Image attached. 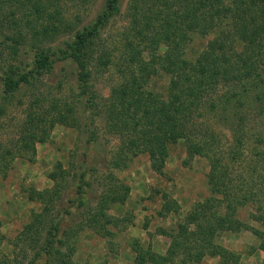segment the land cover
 <instances>
[{"label": "trees", "instance_id": "obj_1", "mask_svg": "<svg viewBox=\"0 0 264 264\" xmlns=\"http://www.w3.org/2000/svg\"><path fill=\"white\" fill-rule=\"evenodd\" d=\"M91 1L82 0L84 4ZM62 2L0 0V28L23 25L31 31L30 44L26 47L34 54L32 64H25V68L22 62L8 67L1 82L3 96L26 95L57 64L69 61L79 71L76 85L84 110L90 115L102 116L106 131L120 139L111 162L113 168H126L134 157L148 154L152 170L164 176L168 149L180 140L186 142L190 159L203 156L210 160L211 196L185 216L175 233L161 230V235L171 238L165 255L134 240V264H200L206 257H219L223 264H239L240 254L217 243L223 232H251L259 240L258 249L264 252V230L237 217L239 209L250 203L257 204L259 214L264 211V140L259 142L262 149L254 150L246 172L238 174L229 166L239 161L240 150L245 146L238 128L246 124L245 110L255 105V116L264 115V0H132L128 11L129 36L123 38L118 55L103 49L99 40L113 17L120 13L121 0H104L96 19L63 46L37 45L59 33ZM193 34H215L216 37L192 62L185 58V51ZM14 43L20 44V40ZM161 45L166 47L161 68L171 76L165 99L146 88L153 61L148 62L144 55ZM12 49L17 52V48ZM112 67L121 83L100 106L90 78L94 69L105 73ZM75 109L59 101H53L49 109L31 105L21 140L10 149L0 150V179L7 175L22 148L32 149L36 155V144L48 142L56 125L76 127ZM212 119L227 124L235 137L229 164L216 154L219 142L209 125ZM86 125L87 143H95L97 132ZM87 175L88 170L80 174L76 196L68 204L84 212L79 229L87 227L106 238L112 235L110 227H116L121 221L108 211L113 205L127 201L130 188L110 175L111 184L99 202V209L93 210L87 197L93 183L86 179ZM48 177L58 186L68 178V172L58 164ZM60 194L56 187L51 191L30 189L28 192L30 200L43 203L45 208L43 213L34 214L26 234L36 231V224H45L41 229L46 232L42 239L33 241L36 252L29 264H77L73 259L76 249L70 243L71 236L67 241L60 237L61 221L51 216L48 207L49 199ZM70 208H64L66 214ZM178 210L173 200L163 205V215ZM252 218L264 220L263 216L252 215ZM0 264H17V259L5 258Z\"/></svg>", "mask_w": 264, "mask_h": 264}, {"label": "rangeland", "instance_id": "obj_2", "mask_svg": "<svg viewBox=\"0 0 264 264\" xmlns=\"http://www.w3.org/2000/svg\"><path fill=\"white\" fill-rule=\"evenodd\" d=\"M131 1L121 0L120 13L113 17L99 40L100 45L104 46L103 49L116 55L122 48L123 38L129 36L131 25L128 11ZM103 4L104 0H92L89 4H84L82 0H63L61 3L63 21L59 33L52 40H45L37 45L43 48L59 47L72 41L78 31L96 19ZM11 27L6 30L0 28L2 37L0 38V150L10 149L21 140L24 122L27 120L31 105H40L41 108L49 109L53 101H59L62 105L69 104L76 108L75 118L78 125L76 127L56 125L51 131L48 142L36 144V155L32 149L22 148V151L15 155L7 175L0 179V263L5 258L9 260L16 258L17 264H29L34 260L36 249L33 250V241L45 236L46 232L41 229L45 224H36V231H43L41 235H36L35 229L31 234L26 232L34 221V214L43 213L45 205L30 200L28 192L30 189L39 192L51 191L55 187L61 192V196L54 199L52 196L48 201V207L51 216L61 221L60 237L67 241L71 236L70 243L72 241L71 244L76 249L73 258L75 263L134 264L136 257L132 249L134 240L139 241L144 247L151 246L155 252L165 255L171 244V238L161 235V230L170 234L175 233L178 224L185 216L197 204L203 203L211 196L208 185L210 160L203 156L190 159L186 142L180 140L168 149L164 176L152 170L148 154L134 157L126 168H113L111 162L114 152L120 145V139L106 131L102 116H96L95 113L90 115L87 109L84 110V103H80L76 85L79 71L76 65L69 61L57 64L54 71L45 75L26 95L19 94L5 98L2 94L4 87L1 82L8 67L20 65L22 62V67L25 68V64H32L34 60V54L26 47L30 44L32 32L27 31L23 25L19 28L13 25ZM5 36L10 37V40H6ZM215 37V34L207 36L193 34L186 47L185 58L195 61ZM16 40H20V44H15ZM14 47L17 48V52L13 51ZM165 52L166 47L161 45L152 53L148 51L144 55L148 62L153 61L146 88L164 99L167 97L171 80V76L161 68L160 64ZM120 83L121 79L114 67L105 73H100L97 69L93 70L90 86L97 94L100 106ZM245 111L248 114L246 124L242 127L238 126L240 136L244 137L245 146L240 150L239 161L229 165L237 170L238 174L246 172L248 162L254 158V150L262 149L259 142L264 140V115L255 116L257 112L255 105ZM89 118L94 121L93 124ZM85 124L97 132L95 143H87L89 136L84 131ZM209 125L219 142L216 152L218 158L229 164V152L235 138L231 129L217 119H212ZM58 164L67 170L68 178L55 186L48 175L57 168ZM83 169L88 170L86 179L93 183L92 189L87 190L88 203L93 210L99 209V202L106 193V188L111 184L110 175L117 182L130 188L127 201L113 205L108 211L110 216L121 220L116 227H110L112 235L109 237L103 238L87 227L79 229L84 212L70 208L68 204V200L76 196L79 176ZM169 200L176 202L179 210L163 215V205ZM64 208H70V213L66 214ZM252 215L264 217V211L259 214L257 204L250 203L240 208L237 213V217L242 222L258 230H264V220L256 221ZM217 243L240 254L239 264H263L264 252L258 249L259 240L251 232H223ZM200 264L223 263L219 257H206Z\"/></svg>", "mask_w": 264, "mask_h": 264}]
</instances>
